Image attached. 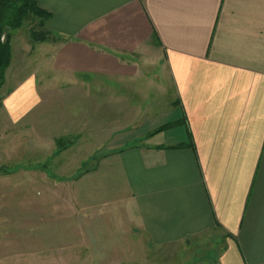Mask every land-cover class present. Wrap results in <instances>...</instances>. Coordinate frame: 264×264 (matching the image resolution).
I'll return each mask as SVG.
<instances>
[{
  "label": "crops",
  "instance_id": "obj_1",
  "mask_svg": "<svg viewBox=\"0 0 264 264\" xmlns=\"http://www.w3.org/2000/svg\"><path fill=\"white\" fill-rule=\"evenodd\" d=\"M37 1L51 36L25 68L11 44L0 123L37 117L51 87L115 117L91 119L103 160L76 180L74 212L47 164L0 165V264H50L68 224L92 264H264V0ZM163 76L173 96L149 104ZM19 170L47 177H1ZM120 236L138 261L114 254Z\"/></svg>",
  "mask_w": 264,
  "mask_h": 264
},
{
  "label": "rangeland",
  "instance_id": "obj_2",
  "mask_svg": "<svg viewBox=\"0 0 264 264\" xmlns=\"http://www.w3.org/2000/svg\"><path fill=\"white\" fill-rule=\"evenodd\" d=\"M39 25L40 20L32 16L25 21L22 29L11 40V44L17 45L14 52L13 67L25 68L28 57L32 61L37 59L33 49L40 45L41 42H34L31 33L32 31L41 32ZM49 39L50 38H48V40ZM6 40L7 37L2 42H6ZM37 64L38 63H36V65ZM12 76H14V74L12 75L11 71V77ZM150 77L152 78V76ZM5 84L0 88V106L7 94ZM40 86L43 88L44 84L41 83ZM161 87L162 90L160 91L158 88L150 87L148 84L147 102L149 104L155 100H159L160 96L163 99V105L169 102V99L173 96V92L171 84L167 81L166 76H163ZM51 88V91L45 90L42 92L43 97L46 98L47 101L50 100L51 104L49 103V106L44 107V110H42L37 117L26 120L17 127L8 128L6 125L0 123V165L13 169L15 166L32 167L38 164H47L50 177L68 180L67 188L71 193H68L67 201L69 206H71L72 212H74V195L72 191H74L76 180L89 177L94 168L99 166L103 160V155L99 153H90V151H97L98 149L95 146V144L98 143V139H96L97 135L89 131L92 128L91 125H95L92 124L95 118H100V120L103 119L104 123L99 124V128L101 129L106 126L108 118H114L115 114L114 117L113 113L108 116L107 112L110 109L107 106H91L89 100L85 102L83 99L86 92H83L84 94L82 95L81 92H77L74 89L64 92L55 90L53 87ZM88 93L90 94V92L86 94ZM98 94L100 98H104L105 102L106 92H99ZM134 99L137 100V98ZM114 109L116 110V108H111V110L115 111ZM133 110L135 109L132 108V111ZM91 119H93V121ZM99 132V134L103 133V135H105L104 131L100 130ZM104 138L105 137L100 139L99 142L105 141ZM5 172L4 169L0 170V174ZM1 177L12 179H41L46 178L47 175L42 171L30 173L19 170L10 175ZM72 212H68L71 217H73ZM70 222L71 219L69 218L68 223ZM116 222H118L117 217ZM69 225L70 224L64 229V234L54 233L51 235L52 246H54L55 242H58L62 247H65V250L60 252L52 250L50 264H92L94 261H98L99 263L102 262L99 257L94 259L97 254L94 253L95 255L92 256L93 253L91 250H77L76 246L78 240L82 236L77 235L75 233V228H70ZM87 237L86 235L83 236V238L86 239ZM88 240H90V237H88ZM85 242L84 240V243ZM122 242L123 237L120 236V247L130 246V248L127 250L122 249L120 251H115L114 254L116 256L119 255V258L124 262L138 261L143 253L141 250L138 251L135 249V247L139 245L134 244L133 241L129 243L125 242L124 244ZM209 245V243L208 246L201 244L200 247H209ZM60 254L64 255L63 259L62 257L61 259H54V255L58 257ZM121 257L125 259L123 260ZM148 257H150L152 261H159L161 256H159L158 253H154Z\"/></svg>",
  "mask_w": 264,
  "mask_h": 264
},
{
  "label": "trees",
  "instance_id": "obj_3",
  "mask_svg": "<svg viewBox=\"0 0 264 264\" xmlns=\"http://www.w3.org/2000/svg\"><path fill=\"white\" fill-rule=\"evenodd\" d=\"M32 16L40 20L41 28V32L32 31V40L46 42L50 38L51 32L47 31L45 26L51 16L40 8L37 0H0V88L6 82V73L12 61L11 40L13 36L9 32L20 31L25 21ZM4 34L7 37L6 42H2ZM174 126L175 124L163 126L150 136L169 130Z\"/></svg>",
  "mask_w": 264,
  "mask_h": 264
},
{
  "label": "water",
  "instance_id": "obj_4",
  "mask_svg": "<svg viewBox=\"0 0 264 264\" xmlns=\"http://www.w3.org/2000/svg\"><path fill=\"white\" fill-rule=\"evenodd\" d=\"M19 31H12V32H9V34L13 37H15L17 34H18Z\"/></svg>",
  "mask_w": 264,
  "mask_h": 264
},
{
  "label": "built area",
  "instance_id": "obj_5",
  "mask_svg": "<svg viewBox=\"0 0 264 264\" xmlns=\"http://www.w3.org/2000/svg\"><path fill=\"white\" fill-rule=\"evenodd\" d=\"M5 38H6V35H3V36H2V41H4V40H5Z\"/></svg>",
  "mask_w": 264,
  "mask_h": 264
}]
</instances>
